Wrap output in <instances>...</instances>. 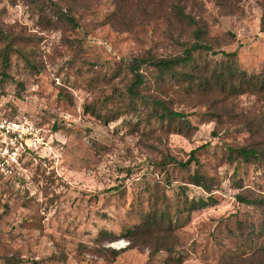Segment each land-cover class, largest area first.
<instances>
[{
  "label": "rangeland",
  "instance_id": "374dc122",
  "mask_svg": "<svg viewBox=\"0 0 264 264\" xmlns=\"http://www.w3.org/2000/svg\"><path fill=\"white\" fill-rule=\"evenodd\" d=\"M195 1L187 11L217 51L203 60L235 52L239 70L264 79V0H237L231 13ZM121 5L0 0V114L28 117L49 142L18 178H0V264H264V159L229 151L263 144L264 93L160 94L144 66L141 92L184 115L170 127L149 119L125 98L127 64L180 54L177 41L191 40L195 26L177 25L166 5ZM204 143L200 165L177 164ZM196 170L209 190L190 183ZM199 199L208 204L187 209ZM150 213L164 223L127 235Z\"/></svg>",
  "mask_w": 264,
  "mask_h": 264
},
{
  "label": "trees",
  "instance_id": "16d2710c",
  "mask_svg": "<svg viewBox=\"0 0 264 264\" xmlns=\"http://www.w3.org/2000/svg\"><path fill=\"white\" fill-rule=\"evenodd\" d=\"M70 1V0H68ZM119 4V11H122V5L130 0H115ZM155 3L158 6L166 5L169 11L176 20L177 25L182 28H192V39L189 41H177L182 50L180 54H175L166 57L150 58V57H133L127 69L133 76L132 82L125 88V98L128 97L129 104L133 100L142 103L147 110L149 119H154L160 122L167 121L168 127L172 122H181L184 115L182 112L176 111L169 105L167 100L163 98H151L145 96L141 92V88L145 84L144 74L141 71L142 67H152L155 72V82L160 94L163 91H177L179 96L202 98L208 96L210 93L221 94L224 99L227 97L240 95L242 93H264V79L254 75H249L237 68L235 52L221 51V54L226 58L220 62L210 65L207 60H203V53L214 51L210 42L205 38V30L198 25V21L193 17L192 13L187 11L189 1L191 0H137ZM196 2L195 0H192ZM216 3L223 8L226 13L235 11L237 0H215ZM264 4V3H263ZM67 20L74 23V19L69 16ZM261 30H264V13L261 19ZM0 32V39L1 38ZM5 52L3 53L2 64L7 65L8 43L5 45ZM13 118L15 116H9ZM110 120H113L112 118ZM183 122V121H182ZM264 130V126H260ZM264 140V136L262 137ZM208 146V143L201 144L196 149L190 152V158L186 162H177L182 168H187L192 161L195 165H200L195 153ZM230 153H234L235 158H240L243 161L264 159V142L263 144H256L250 146H241L238 148H229ZM231 155L227 159H230ZM172 159V158H170ZM232 159V158H231ZM173 162H176L172 159ZM18 178V177H16ZM209 178L207 175L201 174L196 170L190 175V183L197 184L209 190ZM211 199V198H210ZM240 201H249L244 197L238 196ZM250 203H263L260 200H251ZM208 204L207 201L199 199L191 201L187 209L192 210L199 207H204ZM163 215L157 216L155 213L147 214L144 217L142 227L134 225L127 229V235H134L142 233H152L153 228H158L159 224H163ZM144 234V233H143ZM116 253V251H114Z\"/></svg>",
  "mask_w": 264,
  "mask_h": 264
},
{
  "label": "built area",
  "instance_id": "2783aa9c",
  "mask_svg": "<svg viewBox=\"0 0 264 264\" xmlns=\"http://www.w3.org/2000/svg\"><path fill=\"white\" fill-rule=\"evenodd\" d=\"M48 143L45 129L28 117L0 114V178L19 176L28 157Z\"/></svg>",
  "mask_w": 264,
  "mask_h": 264
}]
</instances>
